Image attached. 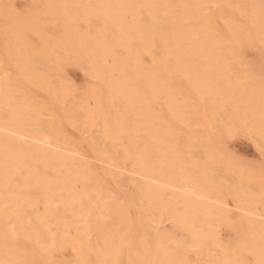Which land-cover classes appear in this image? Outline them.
Segmentation results:
<instances>
[{"label":"bare ground","instance_id":"obj_1","mask_svg":"<svg viewBox=\"0 0 264 264\" xmlns=\"http://www.w3.org/2000/svg\"><path fill=\"white\" fill-rule=\"evenodd\" d=\"M24 2L0 0V264H264V165L255 193L223 155L264 149V0Z\"/></svg>","mask_w":264,"mask_h":264},{"label":"rangeland","instance_id":"obj_2","mask_svg":"<svg viewBox=\"0 0 264 264\" xmlns=\"http://www.w3.org/2000/svg\"><path fill=\"white\" fill-rule=\"evenodd\" d=\"M18 1V2H17ZM19 3V4H18ZM16 4H17V6H19V8H25L26 7V3L24 2V0H16ZM21 8V9H22ZM263 52V55H264V50H262L261 52H254V51H252V52H249L248 54H246L244 57H245V59H246V57H247V61L249 62V65H251L252 64V67L253 68H256L257 70H260V73L262 74V76H263V78H264V60H263V58H264V56H262L261 57V53ZM260 55V56H259ZM263 60V61H262ZM250 62H251V64H250ZM67 72H69V74H70V76L72 77V79L74 80V81H76V83L77 84H80L81 82H82V80H83V76H82V72L81 71H79L77 68H75V67H72V66H69L68 67V69H67ZM79 82V83H78ZM241 133H239V135H238V133H237V135H234L233 137H224V144H225V146H226V148H227V153L225 152V153H223V155L225 156V157H229V153H231V155L230 156H235V158H237L238 160L240 159L241 161L242 160H245L246 161V163L244 162H240V165H243V167L244 168H246L245 166H249V170L247 171V169H246V175H248V172L249 173H251L252 171H253V173H251L252 174V176H250V179H251V181L253 182L252 183V185H251V182H249L248 181V179H247V181L246 182H248L247 184L248 185H250V188L252 187H254L253 189H252V191L253 190H255L256 191V188L258 187L256 184H257V182L258 181H260V177H261V173L263 172V175H264V169H261L260 168V165L259 164H262V165H264V163H262L263 161H262V159L264 160V158H263V154L260 152V151H258L257 150V148H256V146L255 145H253L254 144V142H253V138L251 137V138H249V137H246V135H240ZM238 139V140H237ZM241 139H242V141H241ZM251 141H250V140ZM233 142V143H232ZM253 142V143H252ZM230 143H232V144H230ZM242 143V144H241ZM236 146V147H235ZM233 147V148H232ZM231 149V150H230ZM230 150V151H229ZM232 151V152H231ZM237 151H238V153H237ZM241 153V154H240ZM262 154V155H261ZM238 155V156H237ZM242 155H244V156H242ZM243 157V158H242ZM239 160V161H240ZM249 161V162H248ZM261 161V162H260ZM250 162H252V163H250ZM246 164V165H245ZM248 164H251V165H248ZM252 164H253V166H252ZM258 164V165H257ZM250 166H252V168L250 167ZM256 167L257 169H255V168H253V167ZM242 168V167H241ZM262 170V172H261V170ZM243 169V168H242ZM251 169H252V171H251ZM258 169H259V171H258ZM238 170H239V168H238ZM238 170L236 171V172H238ZM241 170V169H240ZM255 170V171H254ZM242 171V170H241ZM241 171H239V173H238V175L236 174V176H238V178L235 176V180H240L239 178H241V180L242 179H244L245 178V180H246V178H249V175L248 176H246L245 175V177L243 178V174H244V169H243V171L241 172ZM255 172H256V174H255ZM261 172V173H260ZM258 173H260V174H258ZM250 174V175H251ZM259 175V176H258ZM262 175V176H263ZM257 177V178H255L254 179V177ZM237 178V179H236ZM234 178H232V180H233ZM254 179V180H253ZM236 181L237 183L239 182V181ZM256 181V182H255ZM245 182V181H244ZM243 182V180L242 181H240L239 182V184H240V186L241 187H243V189H244V187H246V182L244 183ZM261 183H258V184H262V187L264 188V178L262 177V179H261V181H260ZM243 183H244V185H243ZM248 185H247V190H246V188H245V190L247 191L246 192V194L249 192L250 193V189H249V187H248ZM255 185V186H254ZM239 186V185H238ZM259 187H260V185H259ZM258 187V188H259ZM260 189H261V187H260ZM263 190V189H262ZM258 191V190H257ZM257 191L255 192V193H257ZM262 192H264V191H262ZM259 194H261V192H259ZM264 194V193H263ZM262 194V196H264ZM228 202H230L231 200H227ZM230 204H231V208H230V210L233 212V214H232V212H231V214L232 215H234L235 213H237V211H239L241 208H238L237 206L236 207H234L233 206V203H231L230 202ZM236 208V209H235ZM234 209V210H233ZM238 209V210H237ZM253 210L255 211V212H260L261 210V212H263V207L260 205V204H258V205H256V206H253ZM252 210V211H253ZM241 211V210H240ZM239 211V212H240ZM242 212V211H241ZM221 228H222V231H223V236H225L224 235V231H227L228 232V229H227V227L225 226V225H222L221 226ZM187 234L186 235H181L180 236V238H181V241L182 242H185V241H187ZM228 236V235H227ZM227 236H226V238L224 239V241H228L229 240V238H231V237H229V238H227ZM216 254L219 256V257H223V254H220V252L218 251V252H216ZM189 256V263L190 264H197L198 263V261H197V258H196V256L195 255H193L192 254V252L191 253H189L188 254ZM202 264H205V262H203ZM223 264H229L228 262H223ZM250 264H254V261L252 260L251 262H250Z\"/></svg>","mask_w":264,"mask_h":264},{"label":"snow or ice","instance_id":"obj_3","mask_svg":"<svg viewBox=\"0 0 264 264\" xmlns=\"http://www.w3.org/2000/svg\"><path fill=\"white\" fill-rule=\"evenodd\" d=\"M262 154H264V149H262Z\"/></svg>","mask_w":264,"mask_h":264}]
</instances>
